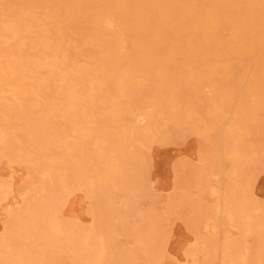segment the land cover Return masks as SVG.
I'll return each mask as SVG.
<instances>
[{
  "label": "bare ground",
  "instance_id": "obj_1",
  "mask_svg": "<svg viewBox=\"0 0 264 264\" xmlns=\"http://www.w3.org/2000/svg\"><path fill=\"white\" fill-rule=\"evenodd\" d=\"M250 71L242 85L237 74ZM228 104L236 108L223 133L218 120ZM67 126L75 135L64 145ZM186 127L204 136L210 151L223 133L238 170L262 166L264 0H0V159L10 162L13 151L24 159L10 162L12 198L16 183L33 185L40 175L59 180L56 148L63 146L73 165L65 177L106 205L100 226L78 229L75 245L61 248L58 226L44 224L55 218V192L65 184L50 185L41 209L30 211L39 239L13 231L8 218L0 264H131L141 256H130L133 247L122 257L106 244L109 235L122 241L109 220L128 224L131 217L137 220L128 234L146 238L134 248L152 258L145 243L162 215L155 194L172 189L156 174L157 153L179 146ZM242 198L236 215L249 222V199ZM1 214L10 216L0 204ZM7 241L15 245H2Z\"/></svg>",
  "mask_w": 264,
  "mask_h": 264
},
{
  "label": "rangeland",
  "instance_id": "obj_2",
  "mask_svg": "<svg viewBox=\"0 0 264 264\" xmlns=\"http://www.w3.org/2000/svg\"><path fill=\"white\" fill-rule=\"evenodd\" d=\"M251 76L252 71L247 75L245 72L237 74L242 85H246ZM244 93V87L238 90L239 96ZM204 95L210 96L207 90ZM40 108L44 109L45 106ZM235 108V105L228 104L227 114L218 120L223 133L233 122ZM162 114L160 112L158 117L161 118ZM141 126L145 127L146 123L142 122ZM186 131L188 133L180 140L179 146L171 148L168 153L160 148L157 153L161 167L156 174L175 189L166 186L155 194L162 203L159 206L162 215L157 234L150 235L152 243H145L152 249V258L134 248L135 241L145 238L136 233L128 234L130 223L137 220L134 217L129 218L128 224L117 218L110 219V226L122 241L118 242L109 235L106 244L120 248L118 252L122 257L129 252L124 247H133L131 250L135 251H131L130 256L133 253L141 256L137 261L135 258L134 261L129 260L131 264H264V155L260 168L238 170L227 156L223 133L212 141L214 148L210 151L206 149L204 136L194 134L189 127H186ZM74 135L73 126L65 127L63 144L72 143ZM5 141L4 133L0 130V145ZM70 150L77 152L75 145H71ZM56 154L59 180L52 181L49 176L40 175L33 185L16 183V199L11 196L13 182L16 181L11 166L24 159L19 158L16 151L12 152L10 158L12 164L7 159H0V204L10 212L8 217L0 215V229L8 225L10 218L9 226L13 231L28 233L32 241L38 240L39 237L29 226L30 211L40 210L38 201L49 194L50 185L55 187V183H62V180L65 186L55 192L58 198L54 204L55 218L41 223L53 229L58 226L61 237L57 245L69 248L75 245L78 229L101 225L103 219L99 215L105 211L106 205L74 189V179L65 177L73 168L68 150L63 146L57 147ZM235 174H241L240 181L236 180ZM244 196L249 199V222L238 219L236 215L245 204ZM168 200L169 204L166 202ZM151 223L154 222H146L149 226ZM42 243L40 241L39 245ZM2 245L14 246L15 243L7 241ZM228 252L229 257H226ZM103 261L109 264L108 260ZM64 264L71 263L66 260Z\"/></svg>",
  "mask_w": 264,
  "mask_h": 264
}]
</instances>
